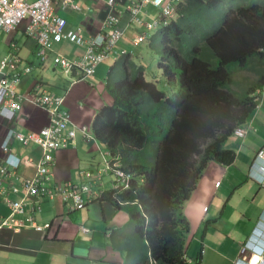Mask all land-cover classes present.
I'll use <instances>...</instances> for the list:
<instances>
[{"label": "trees", "instance_id": "1", "mask_svg": "<svg viewBox=\"0 0 264 264\" xmlns=\"http://www.w3.org/2000/svg\"><path fill=\"white\" fill-rule=\"evenodd\" d=\"M178 6L146 39L164 83L177 88H157L124 53L105 74L112 104L89 126L110 163L129 175L125 186L97 197L127 213L128 229L110 235L124 264H188L184 204L209 162H233L224 142L253 114L264 84V0Z\"/></svg>", "mask_w": 264, "mask_h": 264}, {"label": "crops", "instance_id": "2", "mask_svg": "<svg viewBox=\"0 0 264 264\" xmlns=\"http://www.w3.org/2000/svg\"><path fill=\"white\" fill-rule=\"evenodd\" d=\"M124 1L118 6L121 10L119 27L124 35L117 46L118 50L126 49L137 65L143 61L133 59L137 54L131 52L129 45L134 46L131 39L141 34L143 27L128 23L127 12L122 9ZM73 2L80 6V10H62L54 4L53 11L66 19L67 29L77 30L84 36L94 32L101 17L102 2ZM144 9L147 12L145 18L156 15V8L152 5L147 4ZM22 28L20 25L11 35L0 29V61L7 54L10 41H14L20 55V67L30 65L32 68L31 72L20 77L16 90L26 92L35 83H40L50 93L63 95V106L70 112L72 120L89 127L93 115L103 105H110L113 101L105 89V74L109 65L103 61L93 75L78 79L80 74L76 70L64 73L59 65H55L52 55L59 53L75 58L81 54V48L68 42L57 43L47 60L39 62L34 54L35 43L23 33ZM119 56L111 58L112 63ZM47 120L48 115L43 109L23 103L11 127L28 133V129H41ZM241 126L246 129L243 137L232 133L224 142V147L235 153L233 162L228 165L209 162L184 204V214L190 226L185 239L188 264H233L236 259L246 260L250 255L245 252L241 256L239 249L264 216V188L247 175L256 151L264 145V84L258 92L255 111ZM93 136L96 144L84 140L77 133L69 146L56 151L53 181L86 182L88 180L80 175V171L95 172L102 166L100 151L108 149ZM11 148L20 160V176L32 175L33 166L27 158H37L39 149L35 145L17 143ZM113 180L110 171L103 172L100 181L90 186L95 191L94 198L82 209H70L69 204L60 198H40L41 208L34 212V219L41 225L52 223L51 228L45 232L28 227L19 231H0V264H124L125 253L112 247L110 235L114 229H128L127 213L115 210L111 204L96 198V195L111 188ZM16 198L18 195L11 194V199Z\"/></svg>", "mask_w": 264, "mask_h": 264}, {"label": "built area", "instance_id": "3", "mask_svg": "<svg viewBox=\"0 0 264 264\" xmlns=\"http://www.w3.org/2000/svg\"><path fill=\"white\" fill-rule=\"evenodd\" d=\"M102 2L101 17L97 21L95 31L84 36L81 32L66 28V19L53 11V5L58 4L62 10L72 8L80 10V6L73 0H0V27L11 34L22 25L23 33L33 39L35 43L34 54L39 62H45L54 52V45L68 42L82 49L75 58L65 57L59 53L52 55L55 65H59L64 73L76 70L83 79L96 72L99 64L108 58H116L127 53L124 48L118 50V41L124 33L119 27L121 10L118 8L122 0H93ZM182 0H126L123 8L128 15V23L143 27V32L131 39L134 46L145 41L149 33L175 18V7ZM147 4L156 8L154 17L147 18L145 6ZM20 55L16 42H11V51L3 58L0 64V73L7 69L11 79L0 80V114L9 111L11 122L16 119L23 103H28L43 109L47 115V124L37 131L22 133L11 127V147L17 143L22 146L35 145L40 154L37 158L29 156L28 163L33 166L30 176H20L18 172L19 160L12 152L9 159L0 161V204L8 209L4 215L0 214V230L3 228L19 231L28 227L37 231H47L52 223L39 224L34 219V212L40 210L39 199L60 198L69 204L70 209H82L95 195L91 184L100 181L101 174L110 171L114 175L111 182L113 188L125 186L129 175L121 171L116 164H111L108 151H100L103 167L95 172L83 170L80 175L87 179L86 182L58 183L53 181V166L55 153L66 148L76 138L77 133L86 141L96 140L90 127L77 124L72 120L70 112L63 106L64 96L53 94L44 89L40 83H35L28 91L16 90L20 77L31 72L30 65L20 67ZM73 81V78H71ZM259 91H257L258 93ZM246 129L236 127L235 136L243 137ZM8 137L0 144V149L8 153ZM11 163V165L9 164ZM248 177L264 188V145L256 151L247 173ZM11 194L18 198L11 199ZM252 234L242 243L239 254L246 252L250 255L247 259H236L233 264H264V216L263 221L257 223ZM83 231L86 228L81 227Z\"/></svg>", "mask_w": 264, "mask_h": 264}, {"label": "rangeland", "instance_id": "4", "mask_svg": "<svg viewBox=\"0 0 264 264\" xmlns=\"http://www.w3.org/2000/svg\"><path fill=\"white\" fill-rule=\"evenodd\" d=\"M155 12L157 13V10ZM153 33H154V30H152L149 34L152 35ZM129 49L131 50L132 53L135 52L137 54V56L134 57L133 59L143 61V62H139V65H142L144 67L145 77L147 78L148 82L154 83L157 86V88H159L161 90H165L167 94H170L171 90H175L177 88L176 86L169 88L164 83L165 77L161 76V72H160V74L158 73L159 70L157 69V66H156V59H155L156 54H155V52L153 53V51L147 46V42H142L138 46L129 45ZM54 50H55V47H54ZM103 63L110 65L112 63V60H111V58H108ZM241 74L242 73L236 74V76L239 77ZM30 131L31 130L28 129V132H30ZM1 134H2V127L0 126V136H1ZM16 158H18V157H16ZM18 160H19V158H18ZM101 165H102L101 167H103L102 162H101ZM19 166H20V160H19V164H18V169H19ZM111 188L116 189V188L112 187V183H111ZM99 195H96V196L98 197Z\"/></svg>", "mask_w": 264, "mask_h": 264}, {"label": "clouds", "instance_id": "5", "mask_svg": "<svg viewBox=\"0 0 264 264\" xmlns=\"http://www.w3.org/2000/svg\"><path fill=\"white\" fill-rule=\"evenodd\" d=\"M0 29H2L5 33L11 35V31L10 32H6L3 28L0 27ZM11 51V41L9 43V49L7 51V54ZM6 54V55H7ZM5 55V56H6ZM4 56V57H5ZM3 57V58H4ZM3 58L1 59V61L3 60ZM1 61H0V64H1ZM1 79H11V73L9 70H5L4 73H0V80ZM0 126L2 127V134L0 136V144L2 142L5 141V139L8 137V140H7V143L9 144V150H8V153H4L1 149H0V161H5L6 159H9V161L11 162V114L9 111H4V114L1 115L0 114ZM6 162V161H5ZM8 163V162H6ZM11 165V163H9ZM11 198V196H10ZM8 212V209L6 208L5 205L3 204H0V214L1 215H4ZM3 230H10L11 229H8V228H3L1 229L0 231H3Z\"/></svg>", "mask_w": 264, "mask_h": 264}]
</instances>
